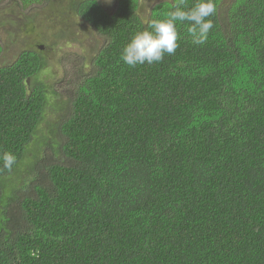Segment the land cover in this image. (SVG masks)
I'll list each match as a JSON object with an SVG mask.
<instances>
[{
    "label": "trees",
    "instance_id": "obj_1",
    "mask_svg": "<svg viewBox=\"0 0 264 264\" xmlns=\"http://www.w3.org/2000/svg\"><path fill=\"white\" fill-rule=\"evenodd\" d=\"M11 1L48 13L0 62V156L17 158L0 159V264H264V0H216L205 44L180 25L174 55L135 67L123 47L175 0L148 16L140 0ZM76 24L102 43L55 91L48 48Z\"/></svg>",
    "mask_w": 264,
    "mask_h": 264
},
{
    "label": "rangeland",
    "instance_id": "obj_2",
    "mask_svg": "<svg viewBox=\"0 0 264 264\" xmlns=\"http://www.w3.org/2000/svg\"><path fill=\"white\" fill-rule=\"evenodd\" d=\"M99 1L109 10H112L117 2V0H112V3L109 4L106 0ZM140 1L143 16H148L151 7L160 0ZM231 1L232 0H223V3L227 5ZM33 6L22 7L11 0L0 1V43L4 46V53L0 62L6 63L12 61L22 48L35 42L34 37H37V34H29L27 23L30 22H28V20L31 19L33 22L36 21V24L41 20L47 21L46 14L48 11L45 7L38 5ZM44 28L43 30H45ZM83 31L82 25L76 24L74 32H76L77 35L71 37L69 41L66 38H63L59 40L58 44L54 47L46 46L47 48L49 47V53L47 52L48 55L53 56L55 61L51 65V74H49V72L44 74L46 76L45 82L52 85V89L55 91L63 92L69 87L71 89L72 82L77 81L73 79L76 77L75 73H79L77 69L81 67V61H85L83 72L89 70L88 60L95 55L97 49L101 46L102 39L99 38L93 30L89 29V37L86 38H83ZM39 36L44 37L45 35L39 33ZM46 47L45 49L47 50ZM51 98L53 100V97ZM55 110L56 109H51L46 116L47 120H52L56 117ZM30 149H33V147H30ZM51 150H53V148ZM51 150L45 148L43 156L45 152L48 156H51ZM48 156H44L47 164L50 160ZM58 159H64V157ZM38 179V172H23V174L20 172L16 177V183H19V189L22 190L27 186L30 180L36 182Z\"/></svg>",
    "mask_w": 264,
    "mask_h": 264
},
{
    "label": "clouds",
    "instance_id": "obj_3",
    "mask_svg": "<svg viewBox=\"0 0 264 264\" xmlns=\"http://www.w3.org/2000/svg\"><path fill=\"white\" fill-rule=\"evenodd\" d=\"M111 4L112 0H106ZM217 11L216 0H194L191 6L187 0H175L172 9L163 18L151 20L147 28L136 32L121 52L122 61L129 67L161 62L166 55H174L182 39L179 27L186 25L191 42L203 45L214 28L211 17ZM3 168L11 171L17 164L14 153L0 156Z\"/></svg>",
    "mask_w": 264,
    "mask_h": 264
}]
</instances>
